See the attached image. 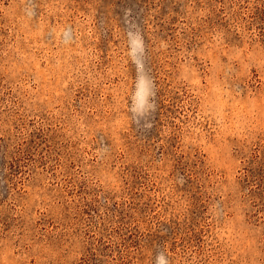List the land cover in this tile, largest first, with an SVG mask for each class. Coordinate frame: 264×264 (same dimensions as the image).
I'll list each match as a JSON object with an SVG mask.
<instances>
[{
	"label": "rangeland",
	"instance_id": "rangeland-1",
	"mask_svg": "<svg viewBox=\"0 0 264 264\" xmlns=\"http://www.w3.org/2000/svg\"><path fill=\"white\" fill-rule=\"evenodd\" d=\"M264 264V0H0V264Z\"/></svg>",
	"mask_w": 264,
	"mask_h": 264
},
{
	"label": "clouds",
	"instance_id": "clouds-1",
	"mask_svg": "<svg viewBox=\"0 0 264 264\" xmlns=\"http://www.w3.org/2000/svg\"><path fill=\"white\" fill-rule=\"evenodd\" d=\"M158 264H166V261L164 260L163 256L158 257Z\"/></svg>",
	"mask_w": 264,
	"mask_h": 264
}]
</instances>
